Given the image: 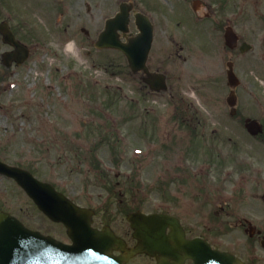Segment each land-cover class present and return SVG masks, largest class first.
Masks as SVG:
<instances>
[{
	"label": "rangeland",
	"instance_id": "374dc122",
	"mask_svg": "<svg viewBox=\"0 0 264 264\" xmlns=\"http://www.w3.org/2000/svg\"><path fill=\"white\" fill-rule=\"evenodd\" d=\"M88 1L91 12L73 0L69 18L57 22L56 16L55 33L20 66L2 65L7 47L0 45V74H7L0 80V160L90 208L95 227L124 233L129 211H165L180 220L187 237H203L242 260L257 253L261 264L264 132L252 137L242 122L255 118L264 129V0H227L217 13L218 20L231 13L230 25L252 46L244 53L223 49L220 31L214 46L210 21L194 33L212 47L198 39L183 42L187 24L182 36L168 38L176 44L163 50L158 33L147 66L166 74V92L150 91L119 52L95 49L104 13L94 9L99 0ZM41 15L30 17L35 31L49 24ZM228 59L240 80L233 116L225 103ZM0 210L31 230L69 241L63 225L47 219L3 175ZM246 222L259 233L248 237Z\"/></svg>",
	"mask_w": 264,
	"mask_h": 264
},
{
	"label": "water",
	"instance_id": "95a60500",
	"mask_svg": "<svg viewBox=\"0 0 264 264\" xmlns=\"http://www.w3.org/2000/svg\"><path fill=\"white\" fill-rule=\"evenodd\" d=\"M150 31L151 28L147 33L143 34L142 31L128 44H120L117 40L102 43V38H99L95 45L118 48L125 55L131 72L142 70L150 76L145 66L151 42ZM0 32L3 33L4 41L15 47L13 52L4 53V65L8 66L12 59L20 63L26 58V53L13 40L6 24H0ZM225 39L230 48L235 46L236 36L229 28L226 29ZM248 47L243 44L240 50L243 52ZM155 77L157 81L153 86L149 78H142V81L150 89H166L163 75L157 74ZM226 79L231 87L226 103L230 107L229 113L233 115L236 111L234 88L238 79L230 61L226 63ZM244 127L250 135L255 136L262 132V125L256 119L246 118ZM0 174L12 178L50 220L61 222L71 240V244H64L50 236L29 230L15 217L0 211V264H125L122 258L110 254V247L117 242V238L109 228L98 230L90 226L92 212L89 209L75 205L49 183L37 180L27 170L0 161ZM127 220L133 228V236L137 239V244L129 252L158 253L163 257L158 264H183L185 258H191L194 264H248L227 252L211 249L201 238L186 239L178 220L169 215L143 214L136 211L129 213ZM166 228H169L167 234ZM260 244L264 247V239Z\"/></svg>",
	"mask_w": 264,
	"mask_h": 264
},
{
	"label": "flooded vegetation",
	"instance_id": "af4514ba",
	"mask_svg": "<svg viewBox=\"0 0 264 264\" xmlns=\"http://www.w3.org/2000/svg\"><path fill=\"white\" fill-rule=\"evenodd\" d=\"M74 1L76 3L79 2V7L82 9L84 8L86 13L91 12V6L88 0ZM212 1L213 2L210 0L208 2L204 0H110L109 5H107L103 2V0H99L98 3H96L94 9H99V11H102L104 14L101 17V24L97 30V35L108 30L107 22L119 14V17L111 22L110 27L111 30H113L114 33L118 35V38L121 41L126 42L127 38H134L139 33H142V30H146L148 24L150 23L153 37L151 48L154 44L153 42L156 38V35L160 33L161 37L163 38L161 39V42L163 43L159 45V49L163 50L169 46V42L176 44L173 38L170 41L168 38L182 36L181 34L184 33L179 29L183 27L184 24H187L190 27V29H188L189 35L184 34L182 37L183 42L193 43L194 40L196 41L198 39V42H200L201 45H204V47H212L213 44L209 45L207 43L206 36L204 37L203 41V35L194 33L198 30L199 25L202 24L208 28V24L204 21H210L212 23L211 30L214 32L216 31L215 34L212 35L215 46L216 38L218 39V32L220 31V41L222 40L223 42L224 30L228 25L231 24V13L230 15H225V13H223L224 16L223 18H220V20L216 18L217 13L223 12L225 10L227 0ZM72 8L73 0H0V22H6L13 38L26 45L28 47L29 56H31L36 45H39V42H42L40 37L46 39L51 33H55L57 22L54 18L56 16H58L59 19H62L65 16L69 18ZM186 9H188L190 12L188 16V23L185 21ZM34 13L42 14L45 17L41 18H43L47 23L49 22L47 27H44V30H39L40 33L39 31H35L37 29L31 26L30 17ZM193 15L196 17H193ZM28 21L30 22V26L25 24ZM119 27H123L124 31L121 29L119 30ZM82 29L83 28H81V31ZM244 41L245 40L240 39L239 36L237 47L235 49L238 50V47ZM0 45L7 47V49H5L2 54L13 49L11 45L3 41V36L1 33ZM222 47L223 49L227 48L224 45V42ZM233 50H229L228 53L231 54L230 52ZM163 62L164 60L161 62V65ZM17 66L18 65L15 62H12L8 69L10 67L16 68ZM152 72L159 71L156 68ZM164 75L165 79H167L165 73ZM5 76H7V74L5 75V73H3V77ZM154 80L155 77H150V81L154 82ZM245 225L247 226L248 223L246 222ZM114 234L123 240V242H121L123 248H121V245L119 244H114L111 247L112 253L116 256L122 257L126 264L159 263L160 256L157 253H154L153 255H148L145 253H128L126 249L132 248L136 243V240L132 236V230L129 228V225H127V231L124 233L114 232ZM258 259L263 258H261L257 253H252L248 260L243 261L259 264L257 262ZM254 260L256 262H254ZM183 264H193V262L191 259L187 258L184 260ZM261 264H264V261Z\"/></svg>",
	"mask_w": 264,
	"mask_h": 264
},
{
	"label": "bare ground",
	"instance_id": "6f19581e",
	"mask_svg": "<svg viewBox=\"0 0 264 264\" xmlns=\"http://www.w3.org/2000/svg\"><path fill=\"white\" fill-rule=\"evenodd\" d=\"M71 50V44L69 43V44H67V46H66V51H70Z\"/></svg>",
	"mask_w": 264,
	"mask_h": 264
},
{
	"label": "trees",
	"instance_id": "16d2710c",
	"mask_svg": "<svg viewBox=\"0 0 264 264\" xmlns=\"http://www.w3.org/2000/svg\"><path fill=\"white\" fill-rule=\"evenodd\" d=\"M107 134H103V135H101V139L102 140H105V139H107V136H106Z\"/></svg>",
	"mask_w": 264,
	"mask_h": 264
}]
</instances>
